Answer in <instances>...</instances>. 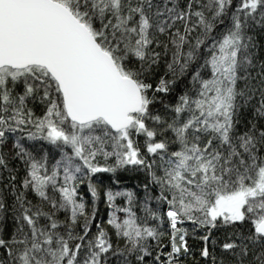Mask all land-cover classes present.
<instances>
[{
  "label": "snow or ice",
  "instance_id": "6c2138e0",
  "mask_svg": "<svg viewBox=\"0 0 264 264\" xmlns=\"http://www.w3.org/2000/svg\"><path fill=\"white\" fill-rule=\"evenodd\" d=\"M0 264H264V0H0Z\"/></svg>",
  "mask_w": 264,
  "mask_h": 264
}]
</instances>
